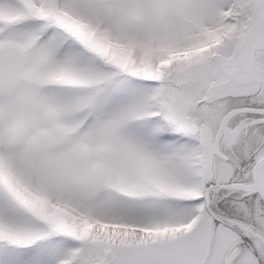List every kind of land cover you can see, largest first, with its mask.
<instances>
[{"label":"snow or ice","instance_id":"1","mask_svg":"<svg viewBox=\"0 0 264 264\" xmlns=\"http://www.w3.org/2000/svg\"><path fill=\"white\" fill-rule=\"evenodd\" d=\"M0 264H264V0H0Z\"/></svg>","mask_w":264,"mask_h":264}]
</instances>
